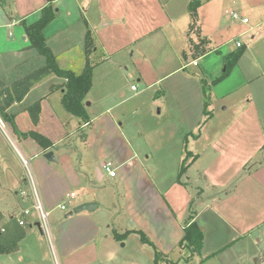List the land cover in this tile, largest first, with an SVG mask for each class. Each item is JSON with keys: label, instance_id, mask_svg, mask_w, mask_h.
Returning <instances> with one entry per match:
<instances>
[{"label": "crops", "instance_id": "0c3cea01", "mask_svg": "<svg viewBox=\"0 0 264 264\" xmlns=\"http://www.w3.org/2000/svg\"><path fill=\"white\" fill-rule=\"evenodd\" d=\"M190 2L54 0L57 16L43 34L60 67L81 73L89 28L95 37L97 64L86 96L92 98L89 121L65 109L66 79L57 75L7 108L19 131L39 132L53 143L43 148L10 124L0 125V204H11L8 211L0 208V225L7 234L18 228L14 214L33 209L22 154L31 159L50 213L60 264H135L123 255L127 236L119 240L115 233L138 230L165 259L172 258L189 216L187 185L195 188L188 169L201 162L200 175L206 177L196 187L200 207L193 221L203 229L204 241L195 264H264V0H201L195 17ZM47 3L3 4L0 91L45 65L46 58L30 46L26 26L40 18ZM231 11L249 22L232 19ZM198 34L206 41L204 54L195 48ZM240 48L243 54L230 74L214 83L225 70L224 56ZM199 77L209 84L207 95ZM145 93L143 122L153 136L141 145V132L128 131L125 124L131 113L126 104ZM36 102L41 108L35 123L28 108ZM48 151H54L55 161L44 157ZM184 160L187 170L180 177ZM106 161L114 163V177L102 167ZM159 177L167 182L164 188ZM119 198L123 202L110 224L106 216ZM65 201L73 203L71 210L86 202L98 206L68 216L69 206L60 207ZM38 224L37 212L32 219L27 215L21 226L25 236L17 249L0 254L1 264H56L43 252L42 236L49 242Z\"/></svg>", "mask_w": 264, "mask_h": 264}, {"label": "trees", "instance_id": "16d2710c", "mask_svg": "<svg viewBox=\"0 0 264 264\" xmlns=\"http://www.w3.org/2000/svg\"><path fill=\"white\" fill-rule=\"evenodd\" d=\"M47 5L42 9L40 18L30 25L26 26V35L31 41V47L36 48L38 52L46 58V63L43 67L33 71L29 75L25 76L14 82L11 86L5 87L0 91V114L4 121L10 124V126L19 132L20 136H30L34 138L43 148L52 146V142L43 134L36 131H28L22 133L18 130L15 116L7 112V108L16 102H20L24 99L30 89L36 84L42 82L50 75H57L66 79L64 84V94L62 97V103L65 109L71 114L75 115L82 120L89 121V115L85 106V99L92 87V74L94 67L97 64V60L94 57L96 52L95 37L92 30L89 28L86 34V64L83 71L76 74L74 71L64 69L59 66L57 58L51 48L46 42V38L43 34L44 28L52 22L57 16V8L54 6V0H47ZM201 0H191L189 3V11L193 17L196 16L197 8L200 6ZM199 36V42L195 45L200 54H204L206 49L203 48L206 43L205 39ZM244 49L240 48L237 51H232L224 56L225 70L221 77L214 81L218 82L224 79L230 74L234 66L237 64L240 56L243 54ZM202 84L204 94L210 91L209 84L205 78L199 77ZM207 97V96H206ZM207 106V101H206ZM40 102H36L28 109L31 113L32 120L36 123L38 121V113L40 111ZM192 156L190 152L187 154ZM186 161L182 163L180 169V177L186 172ZM192 216V215H190ZM194 217L189 218L187 224L184 227V235L181 238L178 246L187 247L194 254L201 258V249L203 247L204 232L200 225L193 221ZM18 228H15L12 233H6L7 227L0 225V254L12 252L18 247V242L25 236V232L18 222ZM3 229V230H2ZM141 239L146 244L153 247L155 250V261L158 264L160 261L166 262V259L162 253L158 250L155 243L141 230L138 231ZM129 234L128 231L119 234L115 233V237L119 240H123ZM203 259L199 260L201 263Z\"/></svg>", "mask_w": 264, "mask_h": 264}, {"label": "rangeland", "instance_id": "374dc122", "mask_svg": "<svg viewBox=\"0 0 264 264\" xmlns=\"http://www.w3.org/2000/svg\"><path fill=\"white\" fill-rule=\"evenodd\" d=\"M198 41H199V39H198ZM96 91H97V89H96ZM125 93L127 96L129 94H131V93H129V87L125 88ZM91 95L93 97L95 96L93 94H91ZM147 96H149L148 93L141 94L140 96L133 98L134 100L132 102H130L129 104H126V107L127 106L129 107V111H131V113H129L128 116L125 118V120H126L125 124L128 125V131H132V129H130V128H137V130H139V132H141V134H139V136H140L139 140H140L141 145H145V144L147 145L148 142L146 141V139L148 137L153 136L152 135L153 133L150 130H148V125L145 126V124L143 122V120H144L143 117L147 116L146 115L147 111L145 109L147 107L144 104L145 102L148 101ZM91 100H92V98L90 96L87 100L85 99L86 109L89 107L88 104H89V102H91ZM136 107H140L141 110L137 111L136 113H133L134 108H136ZM78 119L82 120L81 118H78ZM3 121H4V119H3ZM8 134H9V132H8ZM77 134L78 133L75 134L76 137H79L80 139L84 136L83 133L82 134L79 133L78 135ZM16 143L18 146L20 141L17 140ZM27 158L30 160V163H31V159L29 157H27ZM200 164H201V162L191 166L188 169V172H189L188 177L192 178L191 179L192 181H189V182L192 183V185H194L195 188L192 189L191 185H187V189L190 193V203L188 206L189 216L186 219V224L188 221H190V220H188L189 218L194 217L193 214L200 207L199 200H198L197 195H196V193L198 191V190H196V187L198 188L199 186H202L205 182V177H206L205 175H202V174L200 175V172H201L200 167H199ZM171 168H172V165H170L169 167L167 166V169H169V171L172 170ZM153 174L156 175V173L154 171H153ZM181 177H183V175ZM161 178L162 177L156 178V180H158V184H159L160 188H164V185H166L167 182H163ZM186 179H187V177H186ZM0 191H1V189H0ZM25 191H27V190H25ZM1 198H2V196L0 195V199ZM65 202H68V201H65ZM122 202H123L122 198H119V200H117V206L112 207L110 209V211L108 212L106 217H107V221L110 224L112 223V220L117 217L118 213H116L115 210L117 207H119L121 205ZM72 204L71 205L67 204L69 206L68 211L72 209L71 208ZM10 206H11V204L9 206H7L5 202L0 204V208L5 210V211H8L10 209L8 207H10ZM35 215H36L35 210L30 208V214L28 215V218L30 217L32 219ZM190 215H192V216H190ZM13 216H15L17 218L18 216H22V215L14 214ZM122 216H123L124 225L127 228H131L133 225H132L130 218L125 213H123ZM50 218H51V216H50ZM138 231H136L138 235L136 233H131V234L129 233L127 235L128 240H127V245L123 249V255L126 256L125 257V258H127L126 260H130L132 263L134 262L135 264H157L155 261V250L153 249V247H151L150 245L143 242L142 239L140 240L141 236H140ZM41 240L43 242L42 243L43 252H46L48 257L51 258L50 255H52V252H51V249L49 248L50 246L46 242V239L43 238V236H42ZM122 243H124V241H122L121 244ZM195 256L196 255L194 254V252H192L187 247L178 246V250H177L176 255H174L172 258L166 259V262L160 261L158 264H195V260H194ZM1 261H2V259L0 258V264H1Z\"/></svg>", "mask_w": 264, "mask_h": 264}, {"label": "built area", "instance_id": "2783aa9c", "mask_svg": "<svg viewBox=\"0 0 264 264\" xmlns=\"http://www.w3.org/2000/svg\"><path fill=\"white\" fill-rule=\"evenodd\" d=\"M6 1L7 0H0V14L2 13L3 4ZM230 16L232 17V19L240 20L243 23L249 22V18L243 17L237 11H231ZM237 44H238V46H241L240 42H237ZM132 88L135 90L137 88V86L133 85ZM0 125L5 129V127H6L5 122L3 121L1 114H0ZM20 157H21L22 163L25 167V177L30 184V188H31L30 192H31V195L34 199L33 209L37 212L39 226L42 230V233L44 234V236L47 238V240L49 242V246H50V249L52 252V256H53L56 264H60L59 253L57 251V246H56V241H55V236H54V230L52 228L51 221H50V213H49L47 207L45 206L44 201L41 197V193L39 191V187L37 185V180H36L32 165L30 163V160L27 158V156L22 155V154H20ZM102 167L104 168V170H106V172L108 173V175L110 177H114L116 175V167L112 161H106ZM21 193L23 195H26V196L28 195L27 191H22ZM74 196H75L74 192H72L71 194L68 195V197L70 199L74 198ZM67 203L68 202H64L63 204H60V207L62 209H66ZM29 213H30V209H25L23 211V215L17 217V220L21 226H26V224H27L26 219H27V215H29Z\"/></svg>", "mask_w": 264, "mask_h": 264}, {"label": "water", "instance_id": "95a60500", "mask_svg": "<svg viewBox=\"0 0 264 264\" xmlns=\"http://www.w3.org/2000/svg\"><path fill=\"white\" fill-rule=\"evenodd\" d=\"M44 157L48 161H55L56 160V157L54 155V151H48V152L44 153ZM97 206H98L97 202L82 203V204L76 206L73 210H71L68 213V216H73V215L78 214L82 211H93L96 209ZM38 226H39V224H38Z\"/></svg>", "mask_w": 264, "mask_h": 264}]
</instances>
